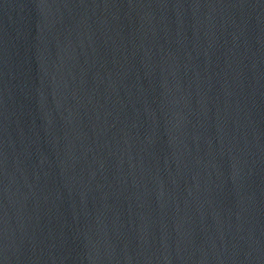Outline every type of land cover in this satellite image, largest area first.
Instances as JSON below:
<instances>
[{
  "label": "water",
  "instance_id": "1",
  "mask_svg": "<svg viewBox=\"0 0 264 264\" xmlns=\"http://www.w3.org/2000/svg\"><path fill=\"white\" fill-rule=\"evenodd\" d=\"M0 264H264V0H0Z\"/></svg>",
  "mask_w": 264,
  "mask_h": 264
}]
</instances>
